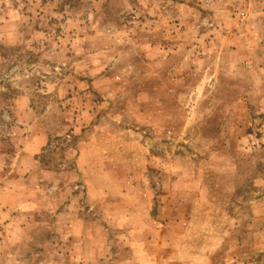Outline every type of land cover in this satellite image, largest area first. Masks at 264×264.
<instances>
[{
    "label": "rangeland",
    "instance_id": "rangeland-1",
    "mask_svg": "<svg viewBox=\"0 0 264 264\" xmlns=\"http://www.w3.org/2000/svg\"><path fill=\"white\" fill-rule=\"evenodd\" d=\"M262 255L264 0H0V264Z\"/></svg>",
    "mask_w": 264,
    "mask_h": 264
},
{
    "label": "crops",
    "instance_id": "crops-1",
    "mask_svg": "<svg viewBox=\"0 0 264 264\" xmlns=\"http://www.w3.org/2000/svg\"><path fill=\"white\" fill-rule=\"evenodd\" d=\"M262 259H264V255H262ZM262 262V261H261ZM263 263V262H262Z\"/></svg>",
    "mask_w": 264,
    "mask_h": 264
}]
</instances>
